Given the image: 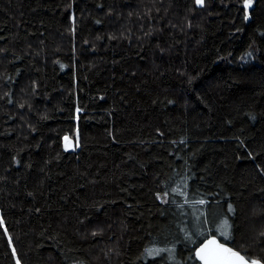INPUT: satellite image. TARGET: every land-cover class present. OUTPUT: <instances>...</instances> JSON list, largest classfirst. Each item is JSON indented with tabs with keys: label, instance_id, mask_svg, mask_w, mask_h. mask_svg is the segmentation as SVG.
<instances>
[{
	"label": "trees",
	"instance_id": "1",
	"mask_svg": "<svg viewBox=\"0 0 264 264\" xmlns=\"http://www.w3.org/2000/svg\"><path fill=\"white\" fill-rule=\"evenodd\" d=\"M245 10L0 0V264H201L211 236L264 264V0Z\"/></svg>",
	"mask_w": 264,
	"mask_h": 264
},
{
	"label": "water",
	"instance_id": "2",
	"mask_svg": "<svg viewBox=\"0 0 264 264\" xmlns=\"http://www.w3.org/2000/svg\"><path fill=\"white\" fill-rule=\"evenodd\" d=\"M251 5L248 7L250 10ZM250 15L246 14L244 16V20L247 22L250 19ZM222 246V247H221ZM203 249V254L210 260L211 264H241V262L237 259V257L233 256L232 253H238L239 256L244 257L237 251L231 250V252L224 251V249H230L226 245L222 244L217 238L211 236L203 240L195 249V256L201 262V264H205V261L197 255V253ZM244 261L246 264H251L253 260H247L244 257ZM260 264H263L260 260Z\"/></svg>",
	"mask_w": 264,
	"mask_h": 264
},
{
	"label": "snow or ice",
	"instance_id": "3",
	"mask_svg": "<svg viewBox=\"0 0 264 264\" xmlns=\"http://www.w3.org/2000/svg\"><path fill=\"white\" fill-rule=\"evenodd\" d=\"M203 2H204V0H195V3L197 5H202ZM251 3H252V0H244V6H245V8H248L251 5ZM65 141H66L65 150H67V148L70 146L69 138L68 137H65ZM165 195H167V194H165ZM198 203L204 204L205 201L201 200ZM229 210H231V205H229ZM2 224H3V221L0 220V225H2ZM224 224H225V229L227 230V228L229 227L227 225V221H225ZM225 234H227V232H225ZM262 235H264V234H262ZM10 243H11V241H10ZM224 251L231 252V249H224ZM13 255H15V249H13ZM197 255L200 256V258L205 261V264H211L210 260L203 254V249L200 250L197 253ZM232 255L235 256V257H237V259L241 262V264H246V262L244 261V257L239 256L238 253H234L233 252ZM16 264H20V261L17 260L16 261ZM251 264H260V262L259 261H256V260H253V261H251Z\"/></svg>",
	"mask_w": 264,
	"mask_h": 264
},
{
	"label": "rangeland",
	"instance_id": "4",
	"mask_svg": "<svg viewBox=\"0 0 264 264\" xmlns=\"http://www.w3.org/2000/svg\"><path fill=\"white\" fill-rule=\"evenodd\" d=\"M246 14H249V15H250V13H249V9H248V8H246L245 13H244V16H245ZM250 18H251V17H250ZM249 20H250V19H249ZM249 20H248V21H249ZM65 137H68V138H69V141H70V146H69L67 149H76V148L78 147L77 137L74 138V139H72V138L69 137V136H65ZM65 137H64V147H65V144H66Z\"/></svg>",
	"mask_w": 264,
	"mask_h": 264
}]
</instances>
